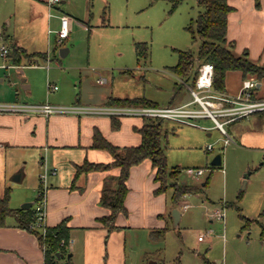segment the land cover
Masks as SVG:
<instances>
[{
    "label": "rangeland",
    "instance_id": "obj_1",
    "mask_svg": "<svg viewBox=\"0 0 264 264\" xmlns=\"http://www.w3.org/2000/svg\"><path fill=\"white\" fill-rule=\"evenodd\" d=\"M48 7L52 14L42 26V14L39 12L35 18L22 0H0V46L9 49L8 58L13 48L6 35L14 36L28 49L47 53V60L39 61V65H24L22 72L14 67L0 68V77L4 78L0 91L6 93L0 99H14L17 93L16 99L28 103L49 101L68 91L74 96L79 91L80 75L84 80L80 87L85 93L97 95L111 90L114 95L145 96L166 105L179 89H173L176 79L166 67L176 63L178 50L196 53L200 43L193 22L199 10L196 0H181L175 7L170 0H59ZM60 11L71 15L70 30L63 39H58L56 33V14ZM191 22L192 32L187 29ZM137 42L149 44L150 60L145 65H137ZM64 47L68 51L61 56L59 49ZM34 53L24 50L21 61L34 63ZM199 63L196 60L195 67ZM125 69L133 74L125 75ZM99 77H105L107 82L97 83ZM22 80L32 86L24 88ZM182 83L180 102L192 99ZM189 83L196 89L191 80ZM178 103L174 99L171 105ZM253 112L235 126L225 125V129L233 134L237 130L264 132V111ZM162 122L161 146L167 168H179L177 176L167 173L156 181L166 192V208L171 206L165 212L167 229L155 238L134 231L127 244L128 262L264 264V151L242 140L224 145V137L209 117L195 118L194 124L171 119ZM217 153L221 154V163L212 166L211 159ZM187 167H200L203 173L188 174ZM23 178L22 172L19 180H11L20 184ZM206 179L207 184L202 185ZM178 183L199 186L201 191L183 194L171 203L170 193ZM10 194V206H20L12 190ZM184 200L188 206L182 209ZM171 208L180 214L176 223ZM217 211L223 218L215 215ZM200 234H204L201 240ZM59 264H66V258L62 257Z\"/></svg>",
    "mask_w": 264,
    "mask_h": 264
},
{
    "label": "crops",
    "instance_id": "obj_2",
    "mask_svg": "<svg viewBox=\"0 0 264 264\" xmlns=\"http://www.w3.org/2000/svg\"><path fill=\"white\" fill-rule=\"evenodd\" d=\"M22 1L25 3L27 11L35 18L39 12L42 14V26L48 23L52 12L49 10L47 0ZM227 1L233 6V9L227 15L226 37L228 40L234 41V52L240 54L245 49L251 60L259 63L264 62V0H260L259 6L255 5L254 0ZM60 13L67 14L71 19V15L64 11L56 14L58 19ZM6 37L25 50L35 52L34 56L37 60L34 63L21 60L16 63L11 57L8 58L9 55L8 59H4L0 55L2 58L0 68L14 67L22 72L21 67L24 65H39V61L47 60L45 51L28 49L20 45L14 36V38L10 35H6ZM37 52L45 53V58H39L36 55ZM8 60H11V63H7ZM125 70H128H122L125 75L133 74L129 69ZM173 74L176 79L173 89L177 86L179 89L173 93L168 104H172L174 99L179 100L178 104L190 101L191 99L180 102L183 100L180 88L185 79ZM97 79L96 82L99 84L107 82L106 78L102 83ZM189 80L186 82L189 83ZM242 80L239 71H226L225 90L222 92L228 95L237 94ZM256 80L254 97L264 99V77ZM3 81L4 78L0 77V82ZM59 81L62 83L63 78L59 77ZM83 81L79 75V91L74 95L75 97L68 91L66 95L50 98L48 102L64 105L76 103L84 106L112 105L107 103V99L111 96L141 97L153 105H160L145 96H119L112 94L111 90H105L97 95L85 93L80 87ZM191 82L193 81L191 80ZM21 85L26 89L32 86L31 83H26L24 80ZM56 89L54 88V90ZM4 94L6 93L0 91L2 98ZM5 96L8 98L9 94ZM16 98H18V93L14 99H0V103H28ZM32 103H43V101L38 100ZM260 111L264 110L255 112L261 113ZM252 113L254 112L237 116L225 122L223 130L215 123L213 126L220 131L223 137L224 133H227L232 138L233 141L229 143L242 140L264 151V132L251 130L240 132L237 130L233 134L224 127L225 125L235 126L241 118ZM111 118L110 114L95 112L52 113L46 116L33 111L0 110V194L3 193L5 186H10L12 197H15L19 203L31 202V205H34L38 191L43 186L39 181L38 173L44 168L50 170L53 166L56 167L55 173L48 172L44 184L45 224L53 226L62 219H66V224L69 226L67 251L63 255L58 254L57 264L62 261V257L66 258V264H130L127 244L129 240L133 239L134 231H142L148 238H153L151 234L167 225L165 212L171 206L169 205L168 209L165 206V191L154 193L157 183L153 179L155 169L149 158L130 167L126 181L128 192L124 199L128 212L126 215L120 213L116 216L115 224L119 226L116 229L108 230L98 218L109 212L99 201L104 179L117 175L119 168L115 166L93 170L74 177L75 164L84 160L103 163L112 160V155L107 149L92 145L94 130H98L106 140L118 146L140 143L141 135L136 129L141 126L144 117L137 115L115 116L119 120L117 128L111 126ZM224 119L225 117L222 120ZM18 171L20 177L22 172L24 175L20 184L11 180V176ZM0 264H45L44 250L37 235L16 225L15 218L12 216H8L5 219V224L0 225ZM141 264L148 263L141 262Z\"/></svg>",
    "mask_w": 264,
    "mask_h": 264
},
{
    "label": "trees",
    "instance_id": "obj_3",
    "mask_svg": "<svg viewBox=\"0 0 264 264\" xmlns=\"http://www.w3.org/2000/svg\"><path fill=\"white\" fill-rule=\"evenodd\" d=\"M181 0H170L172 6L175 7ZM199 10L193 22L195 23L198 38L200 40L196 53L190 50H178V58L175 64L167 67L170 71L188 81L194 80L197 67L195 61H209L213 65L212 88L216 91H224V76L228 70H237L241 73L242 79L248 76H254L256 79L264 77V62L259 63L251 60L248 57L247 50L236 54L234 52V41L228 40L226 37L227 31V15L233 9V6L227 0H196ZM256 6H259L260 0H254ZM192 32V22L187 26ZM193 39L195 36L192 34ZM12 60L19 63L21 53L24 48L12 43ZM149 44L146 42H137L135 44V56L137 64H146L149 60ZM9 55V54H8ZM39 58H45V53L37 52ZM128 71V70H124ZM108 104H151L145 98L141 97H109ZM162 118L145 117L141 126L136 130L141 135V141L137 145L118 146L106 140L98 130L93 132V146L107 149L111 155L110 162H90L87 160L74 165V177L82 173H87L93 170L108 169L110 167H118L119 173L115 176H108L104 179V184L100 194V204L108 209V213L100 216L99 221L108 228V230L119 228L115 224L116 216L120 213L126 215L127 208L124 203L125 196L128 192L127 178L130 167L139 163L145 158H149L154 172V181L160 180L161 176L169 173L177 176L179 168L172 166L167 168L166 155L161 146V138L163 133ZM111 126L117 128L119 120L114 116L111 118ZM214 166V165H212ZM207 184V179L202 185ZM73 186V182L71 184ZM164 191L158 185L154 188V193ZM201 187L196 185H188L178 183L173 187V192L170 193V202L176 203L178 198L186 193H198ZM11 187L5 186L3 193L0 194V225L5 224V219L8 216L15 218L16 225L34 232L44 250V263L57 264V254L63 255L66 253V245L69 241V226L66 224V219L53 226H46L44 233L38 229L32 228L31 223L35 219V208L31 205L27 208L11 207L9 205ZM37 198H35L36 200ZM167 229L165 225L151 237H158Z\"/></svg>",
    "mask_w": 264,
    "mask_h": 264
},
{
    "label": "built area",
    "instance_id": "obj_4",
    "mask_svg": "<svg viewBox=\"0 0 264 264\" xmlns=\"http://www.w3.org/2000/svg\"><path fill=\"white\" fill-rule=\"evenodd\" d=\"M59 0H47L51 6ZM59 28L56 30L59 39L68 36L70 30V17L65 13L59 14ZM9 49L5 45L0 46V55L5 59L8 57ZM5 65V64H3ZM213 65L209 61L200 62L197 65V73L193 80L196 87L194 89L190 83L183 81L184 85L192 95V99L183 104L176 105H140V104H112L99 106H84L80 104H53L48 101L43 103H0V110L10 111H33L39 112L46 116L52 113H106L111 116L137 115L141 117L171 119L181 123L194 124L193 120L200 117H209L217 127L223 130V124L237 116L249 114L253 111L264 110V99L254 97V88L257 80L253 76H248L241 81V87L237 94L228 95L223 92L215 91L212 88ZM98 82H105L104 77H99ZM56 88V85L52 86ZM195 103L200 105V108L195 107ZM218 117H225L224 120H219ZM232 138L224 133L223 143L232 142ZM210 148V147H208ZM185 171L188 174L200 175L203 169L200 167H187ZM48 172L55 173L56 167L53 166L50 170L44 168L38 173V178L43 186L38 191L37 199L34 203L35 219L31 223L32 228L38 229L41 233L46 230L45 215H46V198H45V183ZM186 200L182 201V208H187ZM215 215L218 218H223L222 212L217 211ZM204 234H200L198 239H203Z\"/></svg>",
    "mask_w": 264,
    "mask_h": 264
},
{
    "label": "water",
    "instance_id": "obj_5",
    "mask_svg": "<svg viewBox=\"0 0 264 264\" xmlns=\"http://www.w3.org/2000/svg\"><path fill=\"white\" fill-rule=\"evenodd\" d=\"M67 50H68V49H67L66 47H64V48H60V49H59V53H60V55H61V56H64V55L66 54ZM220 163H221V154H220V153H217V154L211 159L210 164H211V165H214V166H218V165H220ZM11 178H12V180H14V181L19 180V179H20V172H19V171L16 172ZM30 205H31V202H25V203H22V204H21V207H23V208H27V207H29ZM171 214H172V216H173L174 222L176 223L177 220H178V217H179V212H178V210H177L176 208H173L172 211H171ZM57 256H58V254H57ZM149 264H157V263L150 262Z\"/></svg>",
    "mask_w": 264,
    "mask_h": 264
}]
</instances>
